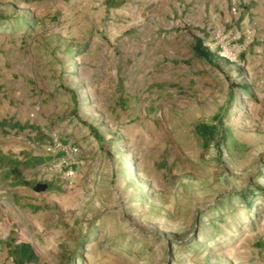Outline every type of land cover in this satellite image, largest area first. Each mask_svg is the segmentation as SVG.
Here are the masks:
<instances>
[{
	"label": "rangeland",
	"instance_id": "1",
	"mask_svg": "<svg viewBox=\"0 0 264 264\" xmlns=\"http://www.w3.org/2000/svg\"><path fill=\"white\" fill-rule=\"evenodd\" d=\"M0 264H264V0H0Z\"/></svg>",
	"mask_w": 264,
	"mask_h": 264
}]
</instances>
